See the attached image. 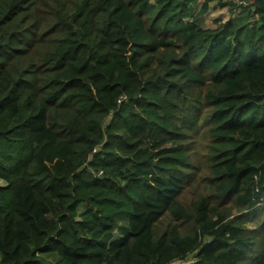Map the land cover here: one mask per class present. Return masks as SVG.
<instances>
[{
  "label": "trees",
  "instance_id": "16d2710c",
  "mask_svg": "<svg viewBox=\"0 0 264 264\" xmlns=\"http://www.w3.org/2000/svg\"><path fill=\"white\" fill-rule=\"evenodd\" d=\"M199 1L0 0V264H264V0Z\"/></svg>",
  "mask_w": 264,
  "mask_h": 264
},
{
  "label": "crops",
  "instance_id": "0c3cea01",
  "mask_svg": "<svg viewBox=\"0 0 264 264\" xmlns=\"http://www.w3.org/2000/svg\"><path fill=\"white\" fill-rule=\"evenodd\" d=\"M205 0H200L199 5L196 9V13H198L201 9L202 4ZM242 10L237 9L234 12H231L228 8H219L212 7L206 14L202 15L196 22L203 29H216V25H214L217 21H222L223 23L229 21H237V19L241 16Z\"/></svg>",
  "mask_w": 264,
  "mask_h": 264
},
{
  "label": "rangeland",
  "instance_id": "374dc122",
  "mask_svg": "<svg viewBox=\"0 0 264 264\" xmlns=\"http://www.w3.org/2000/svg\"><path fill=\"white\" fill-rule=\"evenodd\" d=\"M217 24L218 23H215L214 25L218 26ZM0 185L1 186H5L6 183L3 180L0 179ZM193 261H195V260H193L192 258H189V259L186 260V262L185 261H182V260H177V261H174V263H178V264H191Z\"/></svg>",
  "mask_w": 264,
  "mask_h": 264
},
{
  "label": "built area",
  "instance_id": "2783aa9c",
  "mask_svg": "<svg viewBox=\"0 0 264 264\" xmlns=\"http://www.w3.org/2000/svg\"><path fill=\"white\" fill-rule=\"evenodd\" d=\"M239 4L241 6L246 7V6L250 5V0H242V1H239ZM173 264H178V263H173Z\"/></svg>",
  "mask_w": 264,
  "mask_h": 264
}]
</instances>
